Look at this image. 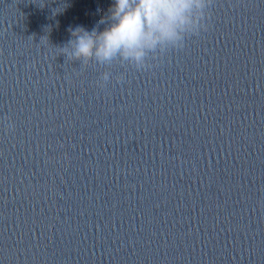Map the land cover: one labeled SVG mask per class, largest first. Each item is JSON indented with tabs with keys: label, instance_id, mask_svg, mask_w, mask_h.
<instances>
[{
	"label": "clouds",
	"instance_id": "1",
	"mask_svg": "<svg viewBox=\"0 0 264 264\" xmlns=\"http://www.w3.org/2000/svg\"><path fill=\"white\" fill-rule=\"evenodd\" d=\"M212 4L213 0H113L97 26L90 31L82 26L69 29L71 38L57 49L67 62L79 61L82 68L118 63L149 70L169 52L183 50L188 39L207 31ZM100 25H105L102 30ZM112 78L110 71H103L96 86L105 89ZM114 79L120 83L125 76L121 73ZM7 127L14 130L15 125L9 121Z\"/></svg>",
	"mask_w": 264,
	"mask_h": 264
}]
</instances>
